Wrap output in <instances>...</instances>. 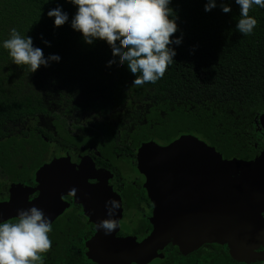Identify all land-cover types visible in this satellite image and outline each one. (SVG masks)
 <instances>
[{
    "label": "trees",
    "instance_id": "obj_1",
    "mask_svg": "<svg viewBox=\"0 0 264 264\" xmlns=\"http://www.w3.org/2000/svg\"><path fill=\"white\" fill-rule=\"evenodd\" d=\"M49 86L93 109L133 93L183 99L205 122L253 126L247 148L239 130L217 143L247 159L264 113V0H0V120L37 106ZM179 258L171 264H245L215 243ZM0 264L58 261L24 251Z\"/></svg>",
    "mask_w": 264,
    "mask_h": 264
},
{
    "label": "flooded vegetation",
    "instance_id": "obj_2",
    "mask_svg": "<svg viewBox=\"0 0 264 264\" xmlns=\"http://www.w3.org/2000/svg\"><path fill=\"white\" fill-rule=\"evenodd\" d=\"M40 93L37 106L0 120L3 256L29 251L42 260L52 256L58 264L69 256L80 264H96L87 256V244L109 219H119L118 237L141 242L153 233L156 190L151 163L156 161V144L164 147L192 135L220 152L217 143L237 130L246 148L255 133L253 126L245 124L240 130L229 118L215 116L205 122L203 113L191 115L187 101L178 98L165 101L133 93L106 109H93L63 89L49 86ZM255 131L256 153L247 159L234 157L251 160L264 150L260 116ZM181 184L170 183L158 193L169 202L170 214L181 209L190 216L193 207L188 202L205 199L204 180ZM204 246L183 254L169 242L159 251L164 257L149 264L199 255Z\"/></svg>",
    "mask_w": 264,
    "mask_h": 264
},
{
    "label": "water",
    "instance_id": "obj_3",
    "mask_svg": "<svg viewBox=\"0 0 264 264\" xmlns=\"http://www.w3.org/2000/svg\"><path fill=\"white\" fill-rule=\"evenodd\" d=\"M260 122L264 128V113ZM156 147V161L151 163L156 190L153 233L141 242L118 237L119 219H109L88 242V258L96 264H149L164 257L159 251L172 242L183 254L215 243L226 246L239 263L264 262V150L251 160L228 159L192 135ZM199 177L205 199L188 202L193 207L190 216L181 209L170 214L169 202L158 191Z\"/></svg>",
    "mask_w": 264,
    "mask_h": 264
}]
</instances>
